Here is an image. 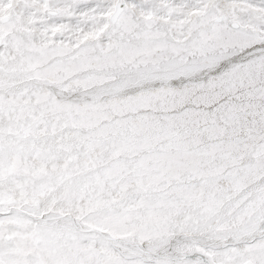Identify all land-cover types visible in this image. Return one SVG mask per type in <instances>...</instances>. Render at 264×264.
<instances>
[{"label":"snow or ice","instance_id":"6c2138e0","mask_svg":"<svg viewBox=\"0 0 264 264\" xmlns=\"http://www.w3.org/2000/svg\"><path fill=\"white\" fill-rule=\"evenodd\" d=\"M0 264H264V0H0Z\"/></svg>","mask_w":264,"mask_h":264}]
</instances>
